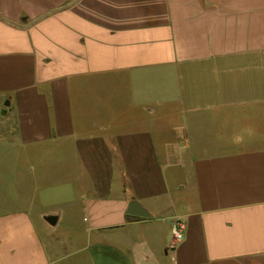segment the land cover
Instances as JSON below:
<instances>
[{
  "label": "crops",
  "instance_id": "1",
  "mask_svg": "<svg viewBox=\"0 0 264 264\" xmlns=\"http://www.w3.org/2000/svg\"><path fill=\"white\" fill-rule=\"evenodd\" d=\"M143 262L264 264V0H0V264Z\"/></svg>",
  "mask_w": 264,
  "mask_h": 264
},
{
  "label": "water",
  "instance_id": "2",
  "mask_svg": "<svg viewBox=\"0 0 264 264\" xmlns=\"http://www.w3.org/2000/svg\"><path fill=\"white\" fill-rule=\"evenodd\" d=\"M127 214L128 215H132V216L148 217V214L143 209V207L139 203H137L135 201L129 203V208L127 210ZM47 222L49 224H51L52 226H55L56 223H57V218L50 217V218L47 219ZM141 264H152V263L151 262H143Z\"/></svg>",
  "mask_w": 264,
  "mask_h": 264
},
{
  "label": "built area",
  "instance_id": "3",
  "mask_svg": "<svg viewBox=\"0 0 264 264\" xmlns=\"http://www.w3.org/2000/svg\"><path fill=\"white\" fill-rule=\"evenodd\" d=\"M186 225L184 222L175 221L172 228V243L171 248H175L185 238Z\"/></svg>",
  "mask_w": 264,
  "mask_h": 264
}]
</instances>
